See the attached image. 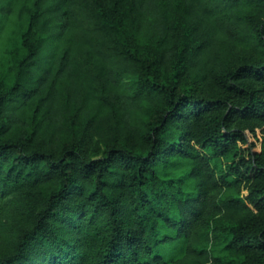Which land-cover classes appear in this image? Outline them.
I'll use <instances>...</instances> for the list:
<instances>
[{"label":"trees","instance_id":"trees-1","mask_svg":"<svg viewBox=\"0 0 264 264\" xmlns=\"http://www.w3.org/2000/svg\"><path fill=\"white\" fill-rule=\"evenodd\" d=\"M0 234V264H264V0H0Z\"/></svg>","mask_w":264,"mask_h":264},{"label":"rangeland","instance_id":"rangeland-1","mask_svg":"<svg viewBox=\"0 0 264 264\" xmlns=\"http://www.w3.org/2000/svg\"><path fill=\"white\" fill-rule=\"evenodd\" d=\"M250 142H253V138H249ZM10 238L8 237L7 234H0V252L3 250H7L8 249V244H9Z\"/></svg>","mask_w":264,"mask_h":264}]
</instances>
